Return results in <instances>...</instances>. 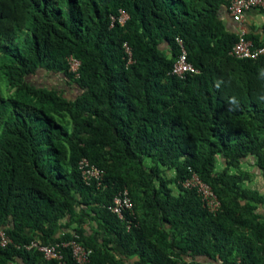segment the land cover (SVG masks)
Listing matches in <instances>:
<instances>
[{
    "label": "trees",
    "instance_id": "obj_1",
    "mask_svg": "<svg viewBox=\"0 0 264 264\" xmlns=\"http://www.w3.org/2000/svg\"><path fill=\"white\" fill-rule=\"evenodd\" d=\"M228 6L0 0V230L11 241L0 264H77L69 248L60 262L27 249L73 234L90 264H264V197L238 173L251 157L264 174V54L230 55ZM121 10L128 19L112 23ZM175 37L197 73H171ZM246 38L264 46V25ZM68 57L80 62L77 76ZM55 77L62 86L47 84ZM83 158L104 172L99 186L82 181ZM193 173L211 186L217 213L182 188ZM122 190L133 203L124 221L107 209Z\"/></svg>",
    "mask_w": 264,
    "mask_h": 264
},
{
    "label": "built area",
    "instance_id": "obj_2",
    "mask_svg": "<svg viewBox=\"0 0 264 264\" xmlns=\"http://www.w3.org/2000/svg\"><path fill=\"white\" fill-rule=\"evenodd\" d=\"M227 11L231 21L235 24V34L237 36V41L230 49V55L237 59H256L258 56L263 55L264 46L254 48L251 41L246 38L248 35L246 17L250 12H264V0H229ZM127 19L128 15L121 10L119 11L118 17H111V22H118L120 25H123ZM174 41L179 53L173 64L171 73L179 78H183L189 73H197L193 65L188 62L187 52L184 48L183 41L179 37H175ZM123 49L128 57V63H130L131 50L127 43L123 44ZM67 64L69 72L74 76H77L80 62L73 57H68ZM78 171L81 175L82 181L86 185L95 183L96 186H99L101 182H103L104 172L90 164L87 159L83 158L78 162ZM181 186L184 189H194L203 208H205L208 213L215 214L220 210L221 203L214 194L211 186L203 182L196 174L193 173L191 176L183 180ZM107 209L122 221L126 218V212L129 211L130 214H132L133 203L127 190H122L116 194L112 199V204L107 206ZM131 224V221L126 222L128 229L131 227ZM10 242V239L2 230H0V246L6 247ZM31 247L41 252L45 260H56L59 262L62 258L61 248H69L73 259L77 264H90L89 252L82 244H80L76 234H73L68 241H62L55 245L50 244L45 246L32 242L27 249H30ZM238 263L239 262L235 264ZM59 264L62 263L60 262Z\"/></svg>",
    "mask_w": 264,
    "mask_h": 264
},
{
    "label": "rangeland",
    "instance_id": "obj_3",
    "mask_svg": "<svg viewBox=\"0 0 264 264\" xmlns=\"http://www.w3.org/2000/svg\"><path fill=\"white\" fill-rule=\"evenodd\" d=\"M255 16L257 17V20H261L258 21L256 23H252L250 24L251 27L254 28H258L261 27L262 25H264V17L260 14V13H256L255 12ZM42 76H40L41 78ZM56 79L53 80V84L55 85H51L49 83H47L49 86H54V87H58L59 85L62 86L63 82L61 81L60 78L55 77ZM37 82H39V80L37 79ZM1 91L4 97H9L10 91H8L5 88L4 83H1ZM71 92H68L66 96H70ZM224 166V164H221V162H216V171H221L222 167ZM234 172V171H231ZM238 173H240L241 177L244 178L243 181V187L247 188V189H251V190H256L260 192H262L264 194V174L261 173L258 168L255 166L254 164V160L253 159H248L240 168V170L238 171ZM75 225H72L71 228H74ZM86 229H89V227L87 226Z\"/></svg>",
    "mask_w": 264,
    "mask_h": 264
},
{
    "label": "crops",
    "instance_id": "obj_4",
    "mask_svg": "<svg viewBox=\"0 0 264 264\" xmlns=\"http://www.w3.org/2000/svg\"><path fill=\"white\" fill-rule=\"evenodd\" d=\"M256 14H255V12H251L250 14H248V16H247V22H248V25L250 26V24H252V23H256V22H258V21H261L260 19L259 20H257L256 18V16H255ZM230 21V20H229ZM228 25L230 26V28H233L234 27V30H235V25L230 21L229 23H228ZM259 28V27H258ZM248 159H252L251 157H249ZM247 159V160H248ZM246 160V161H247ZM221 162V164H224L223 163V160H222V158L221 157H217V162ZM224 167V166H223ZM222 167V168H223ZM259 194L260 195H262L263 197H264V194L262 193V192H260L259 191ZM257 212L258 213H260L263 217H264V203H263V205H260V206H258V209H257ZM184 259V261H187V262H189V261H192L191 259H189V258H183ZM196 262L197 263H204L205 261L203 260V259H197L196 260ZM207 263H209V261H206ZM17 264H19V262L17 261Z\"/></svg>",
    "mask_w": 264,
    "mask_h": 264
},
{
    "label": "clouds",
    "instance_id": "obj_5",
    "mask_svg": "<svg viewBox=\"0 0 264 264\" xmlns=\"http://www.w3.org/2000/svg\"><path fill=\"white\" fill-rule=\"evenodd\" d=\"M126 13V12H125ZM251 13V12H250ZM249 13V14H250ZM256 13H259V12H256ZM127 14V13H126ZM248 16V15H247ZM229 20L231 21V19H230V17H229ZM246 21H247V17H246ZM232 22V21H231ZM233 23V22H232ZM234 24V23H233ZM235 25V24H234ZM247 27H248V33H249V25H248V22H247ZM235 33H236V31H235Z\"/></svg>",
    "mask_w": 264,
    "mask_h": 264
}]
</instances>
